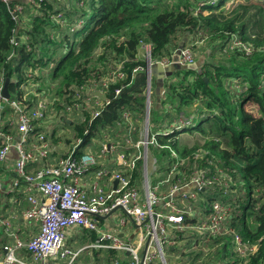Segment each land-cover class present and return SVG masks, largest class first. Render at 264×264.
<instances>
[{"label": "trees", "instance_id": "obj_1", "mask_svg": "<svg viewBox=\"0 0 264 264\" xmlns=\"http://www.w3.org/2000/svg\"><path fill=\"white\" fill-rule=\"evenodd\" d=\"M67 1L70 2L61 8L59 2L63 0H10L8 3L0 0V87L9 77L8 100L22 96L20 85L30 69H46L54 63L50 79L59 82L56 96L64 97L70 89L101 80L122 64L125 78L109 84L106 92L109 103L100 116L76 125L75 130L81 142L87 137L82 148L101 133L104 136L106 130L111 136L106 132L105 139H113L114 145L125 148L129 136L138 140L141 123L147 115L148 65L139 59L142 47H150L151 59L156 64L162 60L173 63L185 38L184 47H187L190 40L193 44L201 43L196 38L200 32H206L203 42L210 52L201 56L199 68L177 67L164 80L159 107L155 94L157 80L152 76L150 130L158 134V145L152 146L153 154L162 159V168L168 160V173L174 168L171 185L181 180L183 173L190 175L199 149L205 152L199 167L210 168L209 176L216 168L221 169L233 181L229 191L237 189L234 185L245 184L247 191L243 187L245 194L237 200L240 206L232 212L235 220L231 225L245 242L257 244L258 251L248 260L239 257L232 264H264V0H246L231 10L227 9L228 0L215 3L213 0ZM18 6L22 8L20 13L14 12ZM83 19H87V24L81 29L67 39H56L53 31L69 30L74 20ZM15 38L21 41L15 44ZM234 39L240 40L242 46L231 49ZM65 42L70 43V48L57 58L59 49H65ZM243 46L251 52L247 53ZM98 50L100 54L96 57ZM138 67L142 70L134 72ZM250 101L257 106L256 117L245 109ZM124 112L131 113L136 122L134 135L128 132L130 127L123 120ZM9 113L7 106L4 116ZM181 117L192 124L172 127ZM56 119V112L51 111L45 126L57 125ZM5 131L10 133V127ZM195 133L205 138L203 145L191 148L180 145L179 135ZM82 148L79 147L76 157L80 158ZM128 152L133 154L132 149ZM138 169L134 172V181L139 185L142 171ZM206 193L200 191L199 198L209 203L217 201L213 197L204 198ZM255 193L262 196L255 200ZM237 211H242L243 217L236 218ZM249 212L253 219L250 225L247 223ZM184 216L186 223H193L189 214ZM90 239L95 240L94 234ZM3 245L0 240V254ZM216 245H222L220 253L225 255L230 240L218 238L208 248ZM101 254L95 252L94 260H103L105 254L103 263L113 264L119 253L110 250ZM200 256L198 252L189 258L196 260Z\"/></svg>", "mask_w": 264, "mask_h": 264}, {"label": "built area", "instance_id": "obj_2", "mask_svg": "<svg viewBox=\"0 0 264 264\" xmlns=\"http://www.w3.org/2000/svg\"><path fill=\"white\" fill-rule=\"evenodd\" d=\"M2 1L8 3L10 0ZM21 10L22 8L18 6L14 12L20 13ZM14 17H16L15 13ZM82 27L83 22L80 21L78 24L70 25L69 31L75 33ZM20 41L15 38L13 43L17 44ZM239 46H242L240 40L234 39L230 48L235 49ZM243 47L247 53L251 52L250 48ZM146 52L149 55L146 59L148 61L151 59L150 47ZM196 59L190 47H183L180 50L178 62L181 65L194 64ZM171 64L169 60L161 63L164 67H169ZM121 65L101 80L89 81L80 88L70 89L72 91L61 99L62 102L60 101L63 105L61 112H58L46 97L37 101L31 99L32 95L40 97L35 82L38 69L34 72L29 70L25 74V80L20 85L22 91L20 98L6 100L2 95L3 84L1 85L0 162L8 160L13 148L16 150L19 158L15 165L17 177L13 181L12 191L16 192L22 184L28 186L29 192L35 189L28 196L29 208L24 212V218L37 222L40 225V232L33 239L24 241L14 234L9 220H2L4 234L13 239L4 244L0 264H78V262L96 264L93 261L82 262L80 259L84 254L93 257L95 252L110 250L122 254L126 258L123 260L125 264H170L169 258L179 259L178 255L184 247L180 243L184 241L183 237L187 232L195 237L190 245L191 248L218 238H225L230 240L236 256L242 260H248L258 251L257 244L245 242L241 233L230 224L227 226L233 212L230 206L218 200L209 203L199 198L200 191L206 193L207 190H216L219 186L228 188L227 184L221 181L222 171L219 168L209 176L210 168L199 167L203 152L199 151L196 155L190 175L183 173V178L176 184L171 185L170 182L174 168L167 174L166 179L151 183L149 173L151 161L147 160L146 154L152 146L158 145V134H152L148 126V129L142 127L137 141L129 136L125 140V148L104 142L101 152L105 156L109 153L116 154V168L104 166L95 169L93 175H90L89 183L86 181L87 174L97 162L92 155L84 156L82 150L80 158L75 156L81 144L80 139L77 143L80 144H76L55 164L49 162L54 150L50 138L52 126L49 128L45 126L49 113L55 111L57 118L63 120L64 113L84 111L83 107H90L94 98L99 102L91 114L92 118H97L109 103L106 98L109 84L125 78ZM139 70L142 69L137 68L134 72ZM99 84L102 100L95 93ZM151 94V90L146 91L147 98L150 97V107ZM66 98L70 100L66 101ZM7 106L10 113L5 117L4 111ZM86 120L85 117L83 122ZM123 120L129 125L128 132L131 133L134 125L132 114L124 112ZM181 124L186 126L192 122L187 120ZM7 126L10 127V133L5 131ZM31 138L36 142L30 144ZM118 149L123 150L116 153ZM130 149L133 150L132 155H129ZM30 162L43 164L42 168L32 176L27 172V165ZM140 162L143 163L144 194L134 181V172ZM165 183H169L168 188L159 192L161 185ZM35 191L38 194H34ZM177 196H180L184 202L202 201L197 211L199 216L192 215V210L170 213L169 210L173 209L171 203L176 202ZM118 211L123 212L127 219L120 218ZM185 214H191L193 223H186ZM110 217H113L117 222L116 226L120 229L132 225L133 235L130 237L131 234L127 235L124 232L121 236L112 230L107 224ZM75 229H82L90 235L94 234L95 240L90 239V242L81 248H71L68 245V238ZM178 244L181 245L178 248L179 252L176 250ZM115 260V264H120L118 259Z\"/></svg>", "mask_w": 264, "mask_h": 264}, {"label": "rangeland", "instance_id": "obj_3", "mask_svg": "<svg viewBox=\"0 0 264 264\" xmlns=\"http://www.w3.org/2000/svg\"><path fill=\"white\" fill-rule=\"evenodd\" d=\"M57 1L59 2V0H57ZM216 1L217 0H213V3H215ZM245 1L246 0H228L227 9H229V10H231L232 8L234 9L238 4H241L242 2H245ZM252 1L256 2L255 0H252ZM66 2H70V1L63 0V3L59 2V4L61 5V8H63V5ZM73 7L78 8L76 5H74ZM75 17L76 16L72 17V19H74ZM86 21H87V19L81 20V22H83V26H85L87 24ZM79 22H80V20H74V24H78ZM29 24H30V22H29ZM53 34L55 35L56 39L58 38L57 40H59L61 37H65V39H67L70 36V34H72V32L69 33V30H67L65 28H61V29L58 28L57 30L53 31ZM206 34H207L206 32L205 33L204 32H200L198 34V37L196 39L198 41H200L201 43H194L193 44L191 42V40H190L188 42V44H187L188 45L187 47H190L194 51V54L196 55V58L198 60L201 59V56L203 54H208L210 52V50L206 46H204L205 43L203 42V40L206 39V36H207ZM187 35H189V32H188ZM189 39H192V38L189 37ZM17 40H21V38H17ZM184 40H187V38H185ZM23 41H25V40L23 39ZM66 41H68V40H66ZM183 41H182V43H183ZM65 45H66L65 49H63V48L59 49L57 58H59L62 54H64V50L65 51L69 50L70 43L65 42ZM147 48H149V47L145 45L144 48H142L140 50V54H139V59L140 60H145L146 62H147L146 59L149 57L148 53L146 52ZM99 54H100V50L97 51L95 56L97 57ZM10 59H8V60H10ZM197 59H196V61H197ZM166 61L167 60L159 61L158 64H161L162 62H166ZM151 64L154 65V64H156V62H153L151 60ZM147 65H148V62H147ZM54 68H55V64L52 63V65L51 66L50 65L47 66L46 69H38L39 73H38V77L35 78V82H38L41 85H43L44 88L42 90V94H44V97L46 96V98H48L50 100V102H52L54 104V108L58 112H61V111H63V105L61 103L62 101H61V98L57 97L56 93H55L56 90L59 87V82L53 81L52 79H50V74L52 73ZM138 68H141V67H138ZM148 68H149V65H148ZM42 70H45V71L42 72ZM31 71L34 72L35 70H31ZM233 84L229 85V87L230 86L232 87ZM235 86H236V84H235ZM51 88L53 89V91H52ZM100 89H101V85L99 84L95 93L97 95H99L100 96V100H102L103 96L100 93ZM66 99H68V98H66ZM97 102H99V101H97L96 99L93 98L92 101H91V106L90 107H88V106H84L83 107V108H85L84 111L80 110V111L74 112L72 114L64 113L63 120L61 118L60 119L57 118L56 119L57 120L56 128L51 132V137H50L51 140L52 141L54 140L55 143H62L66 147V150L69 149V148L72 149L78 143V140H79L78 137H77V134H76L75 126L76 125H82L83 119L85 117L87 118V120L90 119V121L95 119V118H92L91 111H93L94 107H96ZM256 107L257 106L251 101L248 102L245 105L246 111L251 112L255 117L258 116ZM102 111H101V113H102ZM187 111L190 112V110H187ZM181 119H182V121H187L184 117H181ZM179 124H181V122H179ZM53 125H55V124H52V126ZM141 125H143L142 127H144V125H145L146 129H148L147 124H146V120H145V124L143 122V123H141ZM182 126H184V125L182 124ZM186 126H188V125H186ZM180 128L181 127H179L178 130H182V128L181 129ZM106 132H108L109 135L111 136V133H110L109 130H106ZM106 132L104 133V135H106ZM134 132H135V130H132V134ZM116 134L118 136V133H116ZM178 138H179L178 140H179L181 146L185 145V146H188L190 148L193 147L194 145H197V144L203 145L204 141H205V138H203L202 136H200L197 133H195L193 135H191V134H181V135H179ZM114 139L119 140L120 138H114ZM105 140H106L107 143L108 142L109 143H113V144H109V145H114L116 143V141L113 140V139L110 140L107 137L105 139L104 136H103V133H101L99 137H97L95 139H92L90 144H89V145H91V147H93V152L91 151V154L94 153L97 156L99 154L100 150L102 149V145L104 144ZM79 144H77V145H79ZM199 150L201 152L205 153L203 150H201V149H199ZM99 155H101V154H99ZM115 157H116V154H112L111 155V158H115ZM146 157H147V160L149 159L151 161V164H150V167H149V173L151 174V179H150L151 183L153 184L154 181L155 182H159V181H161V179H166L167 178V173H168V168H169L168 167V165H169L168 160L165 161V163H164L165 166H164V168H162V164H160V162H162V159H160L158 156H155L153 154L152 147L150 148L149 151H147ZM98 158H101V157H98ZM195 158H196V156H195ZM201 158L205 159V157L202 156V155H201ZM187 160H189V159H187ZM138 168H139L138 171H143V163L139 164ZM219 170H221V169H219ZM146 171H147V168H146ZM220 178H221L222 183L227 184L228 188H223V186H219L217 188V190H213V189L212 190H207V193L204 195V198H206V199L208 198L209 199V198L213 197L215 200L221 201L224 204H227L228 206H230L231 207V212L232 211L234 212V211L238 210V207L240 206L239 203L237 202V200H239L241 195L243 196V194H245V192L243 191V187H244L245 191H247V187L245 186V184H243V186H241V184H240L238 187H237V185H234L235 186L234 188H237V189L229 191V189L232 187L231 186V184L233 182L232 179L229 176H227L223 171H222V174L220 175ZM171 181H172V179H170V182ZM168 185H169V183H165V184L161 185V188H160L159 192H161L162 189L165 190L164 187H166ZM261 196H262L261 194H256V193L253 195L255 200H258ZM193 202H195V201L193 200ZM201 202L202 201L193 203L192 207L194 208V210H196V211L199 210V208L201 207ZM172 203H177V207L178 206H183L182 203H185L187 206H191V204H190L191 202H184L183 201V202H172ZM258 203H261V200ZM118 215L121 216L120 218L127 219V217L124 215L123 212H118ZM241 217H243V212L242 211H237L236 218H241ZM234 220H235L234 217H232V219H230V221L227 224V226H229V224L231 225L232 222H234ZM252 220L253 219H252L251 214L249 212L248 213V218H247L248 225L251 224ZM111 224L115 225L113 223H111ZM2 229H1V226H0V234H1V230ZM75 230L76 231H81L80 229H75ZM193 239H195V237H193L190 233L187 232L185 234V237H183L184 241L183 242L181 241V243H180L184 247L182 248L181 253H179V255H178L179 259L175 260L174 258H169L168 260H169L170 264H174L175 262L176 263H180V264H232V263L236 262L239 259V257L236 256V254L234 252V249H233V247L231 245H230L231 247L227 251V254L223 255V254L220 253L221 252L220 250H222V245H220V246L216 245V246H214L213 249H209L208 246H209L210 242L203 243L201 245H196V248H194V247L191 248L190 245L193 242L192 241ZM89 242L90 241H88V240H84L83 243H80L79 246H76V248H73V249L81 248L84 245H87ZM180 244H178L176 246V250H178V248L181 246ZM3 246H2V248H3ZM179 251L180 250H178V252ZM178 252H177V254H178ZM198 252L201 253V256L198 259L192 260V258L191 259L189 258L190 254L191 255H197ZM105 258H106V255L104 254L103 255V260ZM115 259H118L120 264H125L123 262V260H126V258H124L122 256V254H117ZM103 260H102V258L100 260H98V261L86 259V254H84V256H82V258L80 259V261H82V262L93 261L94 263L97 262L98 264H104ZM115 262H116V260L113 261V264H115ZM78 264H80V263L78 262ZM158 264H160V263H158Z\"/></svg>", "mask_w": 264, "mask_h": 264}, {"label": "crops", "instance_id": "obj_4", "mask_svg": "<svg viewBox=\"0 0 264 264\" xmlns=\"http://www.w3.org/2000/svg\"><path fill=\"white\" fill-rule=\"evenodd\" d=\"M43 71H45V70H42V72ZM43 88H44L43 85H41L40 83L37 82V94H40V97H36V96L32 95L31 99L34 101H37L39 98H45L46 96L44 97V94H42V91H40V90H43ZM151 90H152V85H151ZM157 90H158V87L155 90V94H156V100H157L156 103L159 107L160 106L159 102L163 98L164 90H162L163 92H161V98L158 97ZM151 97H152V94H151ZM60 98L62 99L63 96H61ZM151 104H152V101H151ZM150 111H151V107H150ZM179 122H183L181 118L176 119L174 124L172 125V127H175L176 125L178 126ZM144 124H145V122H144ZM146 124H147V115H146ZM47 127L49 128V126H47ZM55 128H56V125H53L51 130L53 131ZM135 128H136V122L132 126V130H136ZM149 128H150V121H149ZM35 142H36V140L34 138H31L29 141L30 144L35 143ZM52 146H54V150H53L52 156L49 159V162H51V163L53 162V164H55L64 154L68 153L71 150V148L66 150V147L62 143H55L54 140L52 141ZM28 148H30V145L28 146ZM82 149H83L82 154L84 156L92 155L96 158V162H97L96 165H93L92 168L89 169L91 172H89L87 174L88 178H86V181L88 183L90 181V179H89L90 175H93L92 172L95 171V169H98V168L104 167V166L109 167V168H116V161H115L116 158H111L110 153L107 154V156H105L102 154V152L100 150L99 154H101V155L98 154L97 156L101 157V158H98L94 153L91 154V151L93 152V147H91V145L83 147ZM18 158H19L18 154H17L16 150L13 148L9 153L8 160H6L4 162H0V184H1V187H0V226L2 229L3 228V226L1 225L2 220H9L11 223V226H12L11 228H12L14 234H16V236H18L21 240L28 241V240L33 239L35 236H37L39 234L40 225L38 223H36L35 221H28L24 218V212L29 208L28 196L35 189H33L32 192H29L27 189L28 186L26 184H22V186H20L19 189L16 190V192L12 191L13 181L16 178L15 165H16V162L18 161ZM109 159H111V161H109ZM42 166H43V164L30 162L27 165V172L31 176L35 175V173L39 169H41ZM139 187L141 189V192L144 194L142 181H141V183H139ZM34 194H38V192L35 191ZM175 201L176 202H183V200L180 198V196H177L175 198ZM193 203H195V202H191L190 204L193 205ZM182 204H183V206L177 207V203H172L173 209H170L169 212L170 213H174L175 211L187 212L189 210H192V212H191L192 215H195L197 217L199 216L198 212L196 210H194V208L192 206H187L185 203H182ZM118 212H117V214H118ZM190 215H189V217H190ZM111 223H113L115 225H112ZM107 224L110 225L112 230L116 231L121 236H123L124 232L127 235L131 234L130 237L133 235L134 228H132V225H130V224L125 229H123V228L120 229L116 226L117 222L113 219V217L109 218ZM80 230L81 231H76V230L72 231L71 234H69L68 243H69V246L71 248H76V246H79V244L83 243L84 240L90 241V237L92 235H90L88 232H86L82 229H80ZM12 239L13 238H9L8 236H6L4 234L3 229L1 230L0 240L3 242V244L11 242ZM100 253H102L101 255L104 254V252H100ZM1 256H2V253L0 254V258H1ZM94 256H95V253H94ZM86 259L94 260L95 258L90 257V255L89 256L86 255Z\"/></svg>", "mask_w": 264, "mask_h": 264}, {"label": "water", "instance_id": "obj_5", "mask_svg": "<svg viewBox=\"0 0 264 264\" xmlns=\"http://www.w3.org/2000/svg\"><path fill=\"white\" fill-rule=\"evenodd\" d=\"M21 1H27V0H21ZM185 41H183V43L180 45L179 49L176 51L175 55H174V62L169 66V67H164L161 64H151V59H149L148 65V86H147V91L150 92L151 90V84H152V76L156 77L157 80V94L158 97L161 98V92H163V86H164V80L168 77H170L174 71L176 70L177 67H181V68H199L200 62L201 60L196 61L194 64L191 65H181L178 62L179 59V54H180V50L184 47ZM11 80L9 77H6L5 83L3 85V89H2V95L3 97L8 100L10 99V94H9V84H10ZM147 126L149 127V121H150V97L148 96L147 98ZM86 138H83L81 144H80V148L82 147V145L85 143ZM117 185V181L115 182V186Z\"/></svg>", "mask_w": 264, "mask_h": 264}, {"label": "clouds", "instance_id": "obj_6", "mask_svg": "<svg viewBox=\"0 0 264 264\" xmlns=\"http://www.w3.org/2000/svg\"><path fill=\"white\" fill-rule=\"evenodd\" d=\"M72 25H74V24H72Z\"/></svg>", "mask_w": 264, "mask_h": 264}]
</instances>
